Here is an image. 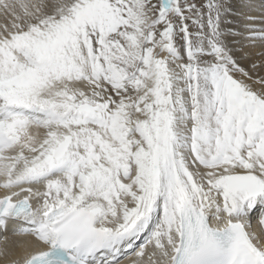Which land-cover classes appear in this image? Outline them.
I'll use <instances>...</instances> for the list:
<instances>
[{
    "label": "snow or ice",
    "instance_id": "6c2138e0",
    "mask_svg": "<svg viewBox=\"0 0 264 264\" xmlns=\"http://www.w3.org/2000/svg\"><path fill=\"white\" fill-rule=\"evenodd\" d=\"M0 13V229L38 242L23 264H140L149 245L151 264H264V59L242 66L264 0Z\"/></svg>",
    "mask_w": 264,
    "mask_h": 264
},
{
    "label": "bare ground",
    "instance_id": "6f19581e",
    "mask_svg": "<svg viewBox=\"0 0 264 264\" xmlns=\"http://www.w3.org/2000/svg\"><path fill=\"white\" fill-rule=\"evenodd\" d=\"M257 2H259V0H257ZM254 15H259L258 12L253 13ZM11 24V18L5 16L3 13H0V26H4V25H10ZM264 51V49H261L259 47H257L255 50H253V55L251 56V60L245 59L242 61V66L245 67H249L251 62H257L259 63L262 59H264V57L261 56V52ZM257 74H254V78ZM258 75H264V68H261L258 70ZM258 86V85H257ZM0 180H2V178H0ZM4 190L2 188H0V197H2L4 195ZM264 210H259L256 213H254L251 217L252 223L254 225V227L256 228L257 231L260 230V221H259V217L261 216V212ZM20 224L16 225L10 222L9 224V228L7 233H5L2 229H0V237H3L5 235L8 236V240L7 242H5L3 239H0V249H7L10 253H13L15 251L14 247L17 244H22V246L24 247V249H27L28 247L26 246V242H29V240H35L33 237L31 236H17V235H13V231L15 228H18ZM21 226V225H20ZM34 250L33 251H38L40 250L38 246L36 247H32ZM153 246L149 245L148 248L146 249L145 252V256L141 259V264H144L143 262H148V264H151L150 260L148 259V256L151 254V252L153 251ZM21 255L22 254H18ZM9 257V256H8ZM7 258H4L2 256H0V264H13L12 261L11 263H9V261L7 263H5L7 261ZM28 257V256H27ZM19 261V260H17Z\"/></svg>",
    "mask_w": 264,
    "mask_h": 264
}]
</instances>
